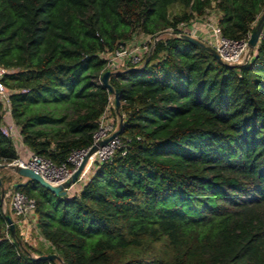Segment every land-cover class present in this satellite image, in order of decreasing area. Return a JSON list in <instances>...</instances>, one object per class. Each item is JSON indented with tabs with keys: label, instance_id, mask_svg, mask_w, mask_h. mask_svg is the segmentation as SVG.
Segmentation results:
<instances>
[{
	"label": "trees",
	"instance_id": "16d2710c",
	"mask_svg": "<svg viewBox=\"0 0 264 264\" xmlns=\"http://www.w3.org/2000/svg\"><path fill=\"white\" fill-rule=\"evenodd\" d=\"M174 4L181 11L169 15ZM263 8L264 0H0V64L12 70L3 82L17 90L10 105L22 145L59 163L91 144L109 103L100 55L134 32L212 9L221 34L238 40ZM108 84L125 153L95 161L63 195L31 179L12 184L34 199L50 252L63 264H264V39L245 64L225 65L169 37ZM16 156L0 133V160ZM5 215L0 264L56 261L31 256L16 230L5 235ZM152 242L165 254H143Z\"/></svg>",
	"mask_w": 264,
	"mask_h": 264
},
{
	"label": "built area",
	"instance_id": "2783aa9c",
	"mask_svg": "<svg viewBox=\"0 0 264 264\" xmlns=\"http://www.w3.org/2000/svg\"><path fill=\"white\" fill-rule=\"evenodd\" d=\"M248 34L245 38L238 40L226 38L221 34L216 24V18L205 16L195 18L187 23L179 22L174 28L168 27L153 34L141 33L142 39L139 43L127 40L111 50L102 52L100 55L104 60L102 72L110 71L115 73L125 68L141 67L144 59L148 57L157 42L169 37L182 38L184 35H188L212 48L218 55L221 63L225 65H242L250 59L251 52L254 49H250L247 45ZM163 35L169 37L162 39ZM261 39H264V25L259 34L258 41ZM11 71L0 64V133L11 140L17 156L11 160H0V168L27 167L50 184H60L70 177L71 173L85 158L91 145L110 136L117 129V125H115L110 117V107H113V97L109 94V103L98 118L96 130L92 134L91 144L84 149L70 151L64 161L54 163L49 158L31 153L22 145L18 125L11 116L10 95L17 92V90L8 88L3 82L5 75ZM20 92H25V90H20ZM125 142L126 140H122L116 135L104 145L97 147L90 156L86 157L84 165L78 172L75 181L65 192L73 186H78L85 179L95 161H110L116 151H119L123 155L125 153ZM3 192L9 198V209L13 217L11 220L17 235L22 239H31L29 232L31 224L33 225L34 223L32 221L34 199L13 187ZM1 212L5 214L4 211L1 210ZM8 228L9 226L5 222V235H8L6 232ZM47 264L54 263L48 262Z\"/></svg>",
	"mask_w": 264,
	"mask_h": 264
},
{
	"label": "water",
	"instance_id": "95a60500",
	"mask_svg": "<svg viewBox=\"0 0 264 264\" xmlns=\"http://www.w3.org/2000/svg\"><path fill=\"white\" fill-rule=\"evenodd\" d=\"M264 25V8L262 9V11L260 12L259 16L257 17L255 23L253 24L251 31L248 34V38H247V45L250 49H253L258 41V37L259 34L262 30V27ZM182 39L199 47L204 49L206 52H208L217 62H220L218 55L215 53V51L210 48L209 46L204 45L202 42L188 36V35H184L182 36ZM148 61V57H146L141 65V67H143ZM140 68V67H139ZM139 68H130V69H134V70H138ZM115 73H112L110 71H103L100 76H99V81L101 86L106 89V91L112 95L113 97V108L114 111H117L118 109V105H119V101L117 98V93L116 90L112 89L110 87V85L108 84V78L109 76L113 75ZM120 127H121V116H119L118 119V124H117V129L108 137L99 140L96 142V144L91 145V147L88 149L85 158L80 162V164L77 166V168L71 173L70 177L65 180L64 182L57 184V185H52L49 182L45 181L44 179H42L37 173H35L33 170H31L30 168L27 167H21V166H14L12 167L13 171L18 174L19 176L25 178V179H31L36 181L39 185H41L42 187L48 189L49 191L53 192L54 194L57 195H63L65 193V190L75 181L78 172L80 171V169L82 168V166L84 165V162L86 160L87 156H90L96 149L97 147H100L102 145H104L109 139H111L112 137L120 134ZM23 182V181H21ZM16 184L14 183L13 186H15ZM5 221L9 226V231L11 234L15 233V229H14V225L12 223L11 218L8 215H5ZM35 258H39L42 260H59L60 261V257L53 253V252H48L45 254H40L38 256H35ZM66 264V263H64Z\"/></svg>",
	"mask_w": 264,
	"mask_h": 264
},
{
	"label": "rangeland",
	"instance_id": "374dc122",
	"mask_svg": "<svg viewBox=\"0 0 264 264\" xmlns=\"http://www.w3.org/2000/svg\"><path fill=\"white\" fill-rule=\"evenodd\" d=\"M180 11H181V7L179 5H177V4L172 5L168 9L169 15H171L173 13H178ZM205 17L216 18L217 17V13H215V11L212 10V9H207ZM166 37H169V36L163 35L162 39L166 38ZM141 39H142L141 33L136 31V32H134L132 34V36H131V38L129 40L132 41L133 43L134 42L135 43H139L141 41ZM110 117L114 121L115 125H117L119 117L113 115L112 113H111ZM19 177H21V176H19ZM19 177L11 168H9V167H1L0 168V180H1V182H0V190L6 191L8 189H11L12 188V184L15 181H17ZM34 226L35 225H32V224L30 226V232L29 233H30L31 239H37L36 236H35V232H34V230H35ZM25 246L28 249V251H34V250H32L33 248L30 245L25 244ZM146 248H147L146 249L147 251L145 250V247H143V254H145V255L147 254V252L148 253H154V254H157V255H164L165 254V248L160 242H152L150 245H147ZM59 262H60V264H63L61 262V260ZM53 263L55 264V262H53Z\"/></svg>",
	"mask_w": 264,
	"mask_h": 264
},
{
	"label": "crops",
	"instance_id": "0c3cea01",
	"mask_svg": "<svg viewBox=\"0 0 264 264\" xmlns=\"http://www.w3.org/2000/svg\"><path fill=\"white\" fill-rule=\"evenodd\" d=\"M18 177H19V175H18ZM23 180H24V178L19 177L17 181H23ZM8 200H9L8 196L2 190H0V209L2 211H4L11 219H13L11 211L9 209ZM33 225H34V223H33ZM35 229H36V227H35ZM36 231H37V229H36ZM34 232H35V230H34ZM35 236L37 239H29V240L22 239L19 237L23 244H28L33 248L32 250H34V251H28V253L31 256L35 257V256H38L40 254H45V253L50 252V247H48V245L43 240V238L39 235L38 232L35 233ZM55 264H60L59 260H56Z\"/></svg>",
	"mask_w": 264,
	"mask_h": 264
}]
</instances>
